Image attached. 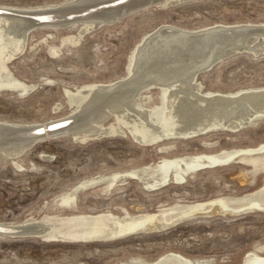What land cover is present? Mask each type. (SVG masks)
Instances as JSON below:
<instances>
[{"label":"rangeland","instance_id":"374dc122","mask_svg":"<svg viewBox=\"0 0 264 264\" xmlns=\"http://www.w3.org/2000/svg\"><path fill=\"white\" fill-rule=\"evenodd\" d=\"M71 1L0 0V12L49 10ZM148 7L82 34L75 44L61 41L76 36L77 26L32 29L25 37L22 53L7 64L10 74L32 89L0 91V123L43 129L44 125L68 116L66 91L110 85L126 78L138 46L153 37L161 26L195 32L214 25L264 23V0H180ZM15 14L30 18L27 14ZM49 48H54V55ZM197 80L204 95L231 96L264 89V53H235L200 74ZM140 95L152 99L146 106L149 110L161 109V91L151 89ZM107 123L117 125L114 117ZM261 144L264 118L233 133L222 130L185 140L165 139L147 146L136 144L125 129L122 135L83 142L74 140L71 134L47 138L19 157L0 163V228L35 234L36 227L31 223L46 216L103 212L123 215L124 210L130 215L153 213L168 206L251 193L263 186L264 172L252 174L248 166L232 163L197 172L187 176L182 184L170 182L156 190L146 189L141 181L132 178H125L109 191L101 185L79 190L74 209L58 207L55 202L83 181L140 171L162 158L255 148ZM242 176L244 180L239 182ZM40 237L0 236V264H119L133 258L153 261L165 253L200 259L204 264H240L247 252L256 245H264V213L188 217L162 232L139 233L109 242H55ZM258 255L264 256V252Z\"/></svg>","mask_w":264,"mask_h":264},{"label":"bare ground","instance_id":"6f19581e","mask_svg":"<svg viewBox=\"0 0 264 264\" xmlns=\"http://www.w3.org/2000/svg\"><path fill=\"white\" fill-rule=\"evenodd\" d=\"M177 1L180 0H73L49 10L0 12V91L26 92L32 89L15 79L7 64L22 53L25 37L37 26L50 29L77 26L76 36L61 41V44H75L82 34L102 24H112L135 11L146 9L150 4L161 7ZM15 13L27 14L30 18H22ZM153 35L136 49L126 78L110 85L66 91L70 113L51 125L69 123L52 133L55 136L71 134L74 140L83 142L122 135V129H125L136 144L147 146L165 139L185 140L222 130L233 133L264 118V89L246 90L231 96L204 95L197 80L200 74L235 53H264V23L259 26L214 25L195 32L166 25ZM49 53L54 55V48H49ZM151 89L162 92L160 110H149L146 106L152 99L140 95ZM110 117L115 118L117 125L107 123ZM46 127L47 124L42 130L45 131ZM38 129L36 126L23 128L0 123V163L19 157L28 150L37 139L31 135ZM232 163L248 166L252 174L264 172V144L212 154L162 158L154 166L140 171L112 173L83 181L60 195L55 202L58 207L74 209L79 190L101 185L103 190L109 191L125 178L136 179L144 188L156 190L170 182L182 184L187 176L197 172ZM238 180L243 182V176ZM255 212L264 213V184L258 190L241 196H221L206 202L178 204L153 213L130 215L124 210L123 215L103 212L46 216L31 224L36 227V235L55 242L59 239L70 243L109 242L139 233L162 232L188 217H238ZM263 252L264 245H256L243 256L240 264H264V256L258 255ZM204 263L200 259L165 253L153 261L133 258L119 264Z\"/></svg>","mask_w":264,"mask_h":264},{"label":"water","instance_id":"95a60500","mask_svg":"<svg viewBox=\"0 0 264 264\" xmlns=\"http://www.w3.org/2000/svg\"><path fill=\"white\" fill-rule=\"evenodd\" d=\"M39 22H43V21H39ZM37 27H39V26H37ZM68 123L69 122H66V124L65 123H58L57 125L56 124L48 125L46 127L45 131H43L42 129L36 130L31 135L32 137L37 138L32 143V146L35 143H37L38 141H42V140H45L47 138H54L55 135L52 132H55V130H58V129L65 127V125H67ZM47 134H48V136H47ZM29 235H36V234H33V233L20 234L18 231L10 232L9 230H6V229L5 230L0 229V236H4V237H23V236H29Z\"/></svg>","mask_w":264,"mask_h":264}]
</instances>
